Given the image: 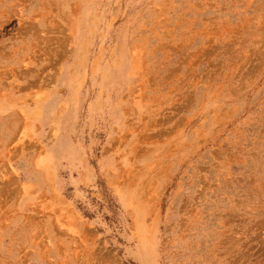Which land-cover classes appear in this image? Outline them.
Masks as SVG:
<instances>
[{
    "label": "rangeland",
    "instance_id": "1",
    "mask_svg": "<svg viewBox=\"0 0 264 264\" xmlns=\"http://www.w3.org/2000/svg\"><path fill=\"white\" fill-rule=\"evenodd\" d=\"M0 264H264V0H0Z\"/></svg>",
    "mask_w": 264,
    "mask_h": 264
}]
</instances>
